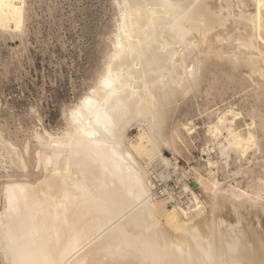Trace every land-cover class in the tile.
<instances>
[{
  "label": "bare ground",
  "instance_id": "obj_1",
  "mask_svg": "<svg viewBox=\"0 0 264 264\" xmlns=\"http://www.w3.org/2000/svg\"><path fill=\"white\" fill-rule=\"evenodd\" d=\"M118 6L112 52L94 85L65 113L63 132L35 133L39 176L3 187L2 263L264 264V177L246 188L225 186L213 170L217 161L208 158L203 172L192 168L193 183L181 184L190 208L172 203L171 193L153 197L150 189L153 178L181 170L179 144L194 138L189 119L165 129L178 95L211 88L220 76L245 75L264 94V0H121ZM23 10L24 0H0V29L17 32ZM229 106L205 122L207 151L225 164L230 152L245 159L260 144L253 111L241 129L242 111ZM133 123L137 133L129 137ZM16 145L0 137V154L25 170Z\"/></svg>",
  "mask_w": 264,
  "mask_h": 264
},
{
  "label": "rangeland",
  "instance_id": "obj_2",
  "mask_svg": "<svg viewBox=\"0 0 264 264\" xmlns=\"http://www.w3.org/2000/svg\"><path fill=\"white\" fill-rule=\"evenodd\" d=\"M119 1L121 0H24L22 29L17 32L0 29V137L8 143L18 145L16 147L22 151L27 165L25 170L18 169L9 162L8 158L0 154L2 163L0 164V212L4 202L2 196L6 182L15 178L33 180L40 174L39 170L33 167V154L39 146L35 133L38 131L43 133L47 130L46 132L55 135L63 132L66 127L65 113L90 89L92 84L94 85L106 60L105 57L112 52L110 39L114 37L120 20ZM217 78L211 88L202 84L198 91L190 92L185 97L178 95L176 103L166 110V131L180 121L185 122L186 119L197 126H195L197 132H194V138L188 140L185 146L179 144L181 152L184 150V153L180 152L179 156L176 155L181 169H178L180 171H177V177L186 170L185 173L189 174L181 180L193 183L192 168H198L203 172L206 159L210 158L218 162H216L217 168L214 167L213 170L216 178L223 185L226 186L227 183L236 185L240 182L239 186L246 188L251 181L264 177V134H262L264 123H261L264 122L261 120L264 118V94L259 92L258 85L246 75L232 81L225 76ZM208 79L212 82L211 76ZM258 101L259 106L256 104ZM248 103H252V106H248ZM227 106L242 111L241 120L237 121L238 125L242 126L241 129L245 127L244 120L246 123L251 122L249 114L253 111L255 127L252 130L254 129L257 136V144L259 141L260 144L248 150L245 159L244 157L239 159L235 153L230 152L225 164L217 151H207L209 143H206L205 122L210 118L213 119L216 112ZM246 110L249 112L246 113ZM244 114L249 117L246 118ZM136 130V124L133 123L127 130L128 136L135 135ZM25 146H27L26 152ZM163 153L167 157L171 156V152L167 149H164ZM233 158L236 160L233 161ZM3 166L5 167L2 168ZM172 187L180 196L181 189L175 185ZM182 196L183 194L180 197ZM183 199L185 198L181 200ZM183 202L187 208L193 205L187 198Z\"/></svg>",
  "mask_w": 264,
  "mask_h": 264
},
{
  "label": "built area",
  "instance_id": "obj_3",
  "mask_svg": "<svg viewBox=\"0 0 264 264\" xmlns=\"http://www.w3.org/2000/svg\"><path fill=\"white\" fill-rule=\"evenodd\" d=\"M177 172H170L168 173V176L164 179L162 178H153L150 182V189H151V192H152V195L153 197H156V198H161V197H167V195L169 193H171L174 197V199L172 200V203L175 202V203H179L181 205H184V202L185 199L187 198V196H185V193L182 191V188H181V184L184 183L183 180H179L178 177H177ZM173 176H175L174 180L172 181V178ZM175 181V182H174ZM188 182V181H187ZM175 186H178V189L180 188L181 189V194L180 196L183 194L182 197H184L185 199L181 200L182 197L178 196V194H176L174 192V189H173V185ZM189 183V182H188Z\"/></svg>",
  "mask_w": 264,
  "mask_h": 264
}]
</instances>
